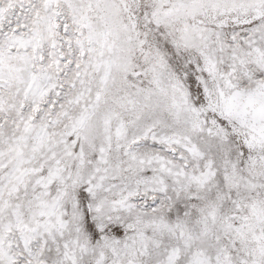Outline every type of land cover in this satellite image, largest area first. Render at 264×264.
Here are the masks:
<instances>
[{"label": "snow or ice", "instance_id": "1", "mask_svg": "<svg viewBox=\"0 0 264 264\" xmlns=\"http://www.w3.org/2000/svg\"><path fill=\"white\" fill-rule=\"evenodd\" d=\"M0 264H264V0H0Z\"/></svg>", "mask_w": 264, "mask_h": 264}]
</instances>
